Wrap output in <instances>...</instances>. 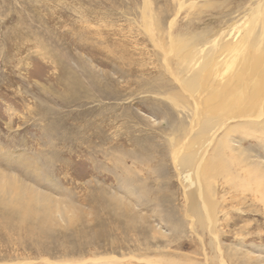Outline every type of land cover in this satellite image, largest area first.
I'll return each instance as SVG.
<instances>
[{
	"label": "rangeland",
	"instance_id": "rangeland-1",
	"mask_svg": "<svg viewBox=\"0 0 264 264\" xmlns=\"http://www.w3.org/2000/svg\"><path fill=\"white\" fill-rule=\"evenodd\" d=\"M262 1L0 0V180L54 200L18 209L0 192V264H264V129L232 136L190 210L189 151L170 139L192 102L171 72L197 70L167 35L176 16L172 39L201 47Z\"/></svg>",
	"mask_w": 264,
	"mask_h": 264
},
{
	"label": "bare ground",
	"instance_id": "bare-ground-1",
	"mask_svg": "<svg viewBox=\"0 0 264 264\" xmlns=\"http://www.w3.org/2000/svg\"><path fill=\"white\" fill-rule=\"evenodd\" d=\"M181 6L183 5L181 4ZM248 13L251 17L245 23L246 25L244 24L243 30L232 33V30L229 31L230 28L221 27L201 47H191L190 44H187L188 42L174 41L171 37V29L175 24L176 16L168 22L169 45L172 48H177L181 64H185L190 69L194 67L197 70L196 75L186 83L171 72L173 80L192 102L190 109L192 115L190 119L188 118L189 126L181 130L184 134L183 137H171L170 139L173 151L181 149L189 151L183 158L181 157L180 165L192 170L194 176L192 179L196 187L188 193L187 197L190 200V210L197 215L200 209H198L196 200L202 196V179L208 176L207 172L213 168L223 170L227 166L223 156L229 149H235L232 146L235 140L232 139V136L242 128L260 132L264 129L263 26L258 28L255 41L249 43L257 26L264 23V0L250 8ZM220 40L226 41L219 43ZM204 46L206 47L204 48ZM199 52L202 53H200L201 56ZM164 62H166V69L170 70L167 61ZM166 98L172 105H177L174 98L169 96ZM201 112L203 113L202 120H200ZM237 151L240 161L246 159L244 157V155H248L246 152L238 148ZM195 153H198V156ZM249 156L246 157L249 158ZM176 158L178 157L176 156ZM250 165L252 166V164ZM257 165L261 168L259 169L260 173L264 176L263 162L259 161ZM16 166L30 170L32 175H42L40 168L33 165L28 158H21ZM0 192L13 193L18 209H24L31 202L36 208L44 207L48 211L53 207L54 200L27 183L16 185L14 180L9 178L2 182L0 180ZM201 206L207 207L206 203H202Z\"/></svg>",
	"mask_w": 264,
	"mask_h": 264
}]
</instances>
